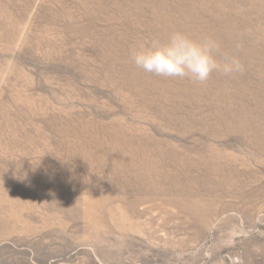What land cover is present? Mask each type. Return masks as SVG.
<instances>
[{"label":"rangeland","instance_id":"1","mask_svg":"<svg viewBox=\"0 0 264 264\" xmlns=\"http://www.w3.org/2000/svg\"><path fill=\"white\" fill-rule=\"evenodd\" d=\"M174 31L244 70L135 66ZM0 264H264V0H0Z\"/></svg>","mask_w":264,"mask_h":264},{"label":"clouds","instance_id":"2","mask_svg":"<svg viewBox=\"0 0 264 264\" xmlns=\"http://www.w3.org/2000/svg\"><path fill=\"white\" fill-rule=\"evenodd\" d=\"M219 50V42L212 37L197 40L183 31H174L164 41L153 38L139 42L132 62L147 73L198 83L208 81L214 71L231 76L244 70L236 57L219 60Z\"/></svg>","mask_w":264,"mask_h":264}]
</instances>
